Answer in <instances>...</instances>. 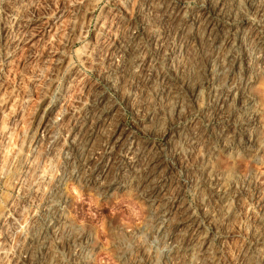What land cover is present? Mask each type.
I'll list each match as a JSON object with an SVG mask.
<instances>
[{
    "label": "clouds",
    "instance_id": "clouds-1",
    "mask_svg": "<svg viewBox=\"0 0 264 264\" xmlns=\"http://www.w3.org/2000/svg\"><path fill=\"white\" fill-rule=\"evenodd\" d=\"M0 264H264V0H0Z\"/></svg>",
    "mask_w": 264,
    "mask_h": 264
}]
</instances>
